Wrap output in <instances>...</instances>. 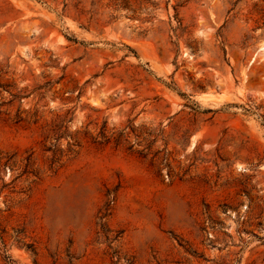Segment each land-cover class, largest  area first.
I'll list each match as a JSON object with an SVG mask.
<instances>
[{
  "label": "rangeland",
  "instance_id": "1",
  "mask_svg": "<svg viewBox=\"0 0 264 264\" xmlns=\"http://www.w3.org/2000/svg\"><path fill=\"white\" fill-rule=\"evenodd\" d=\"M0 264H264V0H0Z\"/></svg>",
  "mask_w": 264,
  "mask_h": 264
}]
</instances>
